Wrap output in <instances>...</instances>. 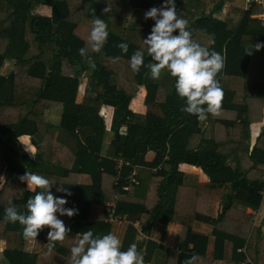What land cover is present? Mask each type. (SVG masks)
<instances>
[{
  "label": "trees",
  "instance_id": "trees-1",
  "mask_svg": "<svg viewBox=\"0 0 264 264\" xmlns=\"http://www.w3.org/2000/svg\"><path fill=\"white\" fill-rule=\"evenodd\" d=\"M226 1L188 22L192 39L224 61L216 77L224 93L222 106L206 119L222 126L224 138L204 139L201 146V139L199 144L194 140L204 134L202 121L181 111L186 98H180L167 70L151 79L148 65L154 61L140 45L155 23L145 20V12L160 8L164 0H0V155L8 164L0 190L5 264H65L71 255L68 238L49 250L47 227L36 238L44 243L42 250H26L23 226L4 219L9 202L20 214H29L28 199L41 191L20 182L26 171L48 179L51 192L68 200L65 207L78 209L72 218L57 213L71 229L70 237L90 230L94 238L102 237L125 225L121 251L136 243L144 264H184L193 256L194 264H262L264 235L258 233L253 242L256 226L245 210L260 207L264 187V130L250 147V125L262 121L264 108V48L254 47L264 43V27L251 16L263 8L254 4L233 30L213 15ZM181 2L175 0L177 14ZM42 5L51 8L49 15L36 12ZM106 7L111 11L104 13ZM96 17L105 21L109 35L100 53L88 50L93 68L79 49L87 47ZM120 43L128 44L126 54ZM136 51H144L139 72L130 67ZM8 60L13 67L4 74ZM142 86L147 90L144 114L130 107ZM105 106L113 107L110 118L102 112ZM58 108L61 120L55 124L51 114ZM23 135L31 137L35 157L26 151ZM120 159L130 165L118 174ZM182 163L201 168L210 181L181 171ZM134 166L140 182L129 185ZM108 202L120 221H107ZM199 223L212 225L211 232L200 231ZM171 224L178 226L173 247L164 242Z\"/></svg>",
  "mask_w": 264,
  "mask_h": 264
},
{
  "label": "clouds",
  "instance_id": "clouds-1",
  "mask_svg": "<svg viewBox=\"0 0 264 264\" xmlns=\"http://www.w3.org/2000/svg\"><path fill=\"white\" fill-rule=\"evenodd\" d=\"M111 11L109 7L103 9L104 13ZM144 18L155 21L150 34L143 40L147 46V54L154 63L148 65L151 79L158 80L162 71L167 70L175 78V89L181 99L186 98V106L181 109L191 115H196L200 121H205L208 114H219L223 90L220 87L217 75L222 71L224 61L215 51L201 46L192 39L188 29V21L177 14L175 0H164L160 8L153 7L146 11ZM107 24L99 17L92 21V28L86 41L87 47L79 49V54L89 61L90 67H95L87 53L89 48L95 53H100L107 42ZM178 34H174L177 33ZM117 47L123 53L128 52V44L120 43ZM257 51L264 48V43L254 45ZM251 55V51H247ZM118 60L119 57H114ZM144 65V51H136L130 60L133 72H139ZM206 105V107H205ZM20 140V138L18 137ZM32 157L36 156L34 150L29 151ZM21 183H26L27 188L36 192L29 198L26 208L29 214L18 212L15 205L9 202L5 209L4 219L15 224L17 221L23 226V238L34 240L40 232L47 227L49 250L53 249L56 242L63 243L71 231L65 222L58 218L67 216L72 218L78 214V209L66 208L68 200L57 197L51 192L52 183L45 177L26 171L18 177ZM58 191L71 192L65 189ZM79 239L71 247L68 264H144V257L138 251L136 243H132L126 251H121V240L112 233L95 237L93 232L87 231L78 234ZM197 258L193 256L184 261V264H194Z\"/></svg>",
  "mask_w": 264,
  "mask_h": 264
},
{
  "label": "crops",
  "instance_id": "crops-1",
  "mask_svg": "<svg viewBox=\"0 0 264 264\" xmlns=\"http://www.w3.org/2000/svg\"><path fill=\"white\" fill-rule=\"evenodd\" d=\"M208 0H201V3H192L190 1H186L183 0V2H181L179 4V11L181 16L186 19L188 22L190 21H194L195 18L201 14L203 11H205L207 14H211L214 11V7L215 5L218 3L219 0H211L210 4H206L205 2ZM250 8V6L247 3V0H227L225 5L223 6L222 10H218L214 12V16L216 15L217 18H219L220 20L224 21L227 24V28L229 29H233L235 30L238 25L239 22L241 21L243 14L246 10H248ZM188 15V17H187ZM255 15V14H254ZM254 15H252V18L257 19ZM263 27V26H262ZM140 45L142 46V48H145L143 46L142 43L143 40L140 41ZM146 49V48H145ZM13 67V62L11 60H8L5 62L4 67L2 68V73L7 74L12 70ZM6 68V69H5ZM5 70V71H4ZM87 80H83L82 81V90L81 93L84 92V88H85V83ZM145 92L144 96H140L142 94V92ZM146 94H147V90L144 86H142L139 90V92L137 93V95L131 100V105L130 107H132L133 110L139 112V113H146L147 112V105L145 102L146 99ZM83 97V95H82ZM137 100L135 103L134 100ZM78 101L80 102L81 100L78 97ZM135 104V105H134ZM134 106V107H133ZM106 108H112V106H105ZM137 107V109H136ZM61 114H62V110L60 108L56 109L52 114H51V120L53 121V123L55 124H59L60 120H61ZM202 125H203V129H204V134H202L201 136H198L195 140L194 143L195 144H199V141L201 139V146L204 144V139H212V137H215L217 140L219 139H223L224 138V134L225 131L222 128L221 125H214L212 124V122H210V120H205L202 121ZM264 130V108H263V115H262V121L260 122H255L253 124L250 125V136H251V146L255 143L257 137L260 135V133ZM112 137V134H108V140L110 141ZM21 140L23 141V145L26 149H28L29 151L34 150L35 151V146L32 142V139L30 136L28 135H23L21 137ZM203 142V143H202ZM27 145H31V147H28ZM152 154V153H151ZM149 154V155H151ZM153 155V154H152ZM149 157V156H148ZM150 158V157H149ZM7 162L5 160L2 159V156L0 155V190L3 188L6 178H5V170L7 168ZM181 171L187 172V173H191V174H197L199 175V180L203 183L205 182H209L210 179L208 177V175L199 167L194 166V165H190L187 163H182L179 166ZM75 176V180H79L82 179L84 176L81 177V175L79 174H72L70 177ZM264 189V187H263ZM263 189L260 191V194L262 195V203L260 205V207L258 208H252V207H247L246 208V213L248 214H252V211H256L258 209H261L260 211V216L257 219V221H255V223L253 225H255V229L253 230L256 234L253 236V242H257L259 240V237L257 236V234L259 233V235H264V198H263ZM262 216V219H261ZM253 218V216H252ZM212 225H209L207 223H199L198 225V229L202 232H211L212 230ZM259 230L256 232V229ZM126 226L124 228V232H125ZM121 228L118 226L117 228H114L112 234H115L122 242L123 240V235L124 233H121ZM177 231H178V226L171 224L167 227V233L165 235L164 238V242L166 245L168 246H175L176 242H177ZM70 237L67 236L66 239ZM72 242L70 243V248L77 242V240L79 239V235L72 237ZM262 241V240H261ZM262 243H264L262 241ZM44 246V243L39 241V240H26L25 243V249L30 251V252H40L42 250ZM5 248V241L4 240H0V264H5L4 260H3V250ZM244 249V248H243ZM213 249H211L210 251L212 252ZM214 264H227V262L225 260H217L214 262ZM244 264V263H241ZM262 264H264V261H262Z\"/></svg>",
  "mask_w": 264,
  "mask_h": 264
},
{
  "label": "built area",
  "instance_id": "built-area-1",
  "mask_svg": "<svg viewBox=\"0 0 264 264\" xmlns=\"http://www.w3.org/2000/svg\"><path fill=\"white\" fill-rule=\"evenodd\" d=\"M247 3L250 7H252L254 4H258V5H261L262 8H263V12L261 13H257L255 14L254 16L259 19L263 24H264V0H247ZM123 165H130V162L129 161H126L124 159H120V160H117V173L120 174V171H121V168ZM138 174H139V171H138V168L137 166H134L133 167V170L132 172L129 174L127 180H128V184L129 185H138L139 184V179H138ZM129 186L128 185H125L123 187L124 190H128ZM263 198H264V189H263ZM112 204L110 202L107 203V209L109 211V216L107 218V221L109 222H118L120 221L119 219L121 218V216H116L113 214V210H112ZM260 211L261 209H258L256 211H252V215H253V221H257L258 217L260 216ZM255 216V217H254ZM258 216V217H257ZM239 251H244L243 248H240Z\"/></svg>",
  "mask_w": 264,
  "mask_h": 264
},
{
  "label": "rangeland",
  "instance_id": "rangeland-1",
  "mask_svg": "<svg viewBox=\"0 0 264 264\" xmlns=\"http://www.w3.org/2000/svg\"><path fill=\"white\" fill-rule=\"evenodd\" d=\"M36 12H39V13H42L43 15H49L50 13H51V8L48 6V5H42V6H40L39 8H38V10L36 9ZM178 15H181L180 14V11L178 10ZM261 24H262V26L264 27V24L261 22ZM141 44V43H140ZM143 44V46L145 47V48H147V46L146 45H144V43H142ZM6 69V68H5ZM5 71V70H4ZM85 76H86V74H85ZM83 93L84 92H80V94H79V99L80 100H82V95H83ZM144 95H145V93H144ZM143 95V96H144ZM137 101V100H136ZM130 105H131V103H130ZM135 105V104H134ZM134 107V106H133ZM131 109H132V107H131ZM136 109H137V107H136ZM113 110H112V108H106V107H103L102 108V112L103 113H105V115L108 117V118H110L111 117V115H112V112ZM135 111V110H134ZM28 147H31V145H27ZM28 149H30V148H28ZM151 155H149V157H150ZM84 181H86V182H88L89 181V179H88V177H84ZM207 206V205H206ZM255 217V216H254ZM258 217V216H257ZM259 218V217H258ZM261 219H262V216H261ZM119 227L121 228V233H124V228H125V225H123V226H120L119 225ZM72 240V238L71 237H68V245L73 241H71ZM69 262V261H68ZM68 262H66L65 264H68Z\"/></svg>",
  "mask_w": 264,
  "mask_h": 264
}]
</instances>
